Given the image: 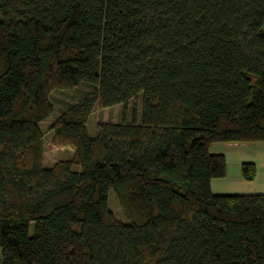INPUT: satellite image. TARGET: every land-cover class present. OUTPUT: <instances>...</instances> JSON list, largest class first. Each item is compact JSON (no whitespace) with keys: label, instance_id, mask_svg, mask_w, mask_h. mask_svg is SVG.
Here are the masks:
<instances>
[{"label":"trees","instance_id":"obj_1","mask_svg":"<svg viewBox=\"0 0 264 264\" xmlns=\"http://www.w3.org/2000/svg\"><path fill=\"white\" fill-rule=\"evenodd\" d=\"M82 83L45 167L50 94ZM220 141L264 142V0H0V264H264V193L211 190Z\"/></svg>","mask_w":264,"mask_h":264},{"label":"rangeland","instance_id":"obj_2","mask_svg":"<svg viewBox=\"0 0 264 264\" xmlns=\"http://www.w3.org/2000/svg\"><path fill=\"white\" fill-rule=\"evenodd\" d=\"M91 91V87L82 83L73 89H56L50 94L51 100L55 106V112L50 114L47 118L39 122V126L44 135V166L51 167L57 161L71 158L74 153L73 145L59 146L53 142L51 126L55 120L56 115L60 114L70 105L77 103L82 97ZM142 97L137 95L131 99L126 106L117 104L110 107L101 108L95 104L92 112L87 118L88 134L92 137L96 136L100 131V125L120 123L122 121H139L141 117ZM248 152L246 154L247 161L260 163V167H264V142H242ZM259 149V150H258ZM261 169V168H260ZM264 177L263 172H261ZM261 175L256 176L255 182L264 181ZM258 189V184L253 185ZM264 191V190H261ZM108 205L117 219L123 223H128L129 219L123 214L117 195L113 188L109 189Z\"/></svg>","mask_w":264,"mask_h":264},{"label":"crops","instance_id":"obj_3","mask_svg":"<svg viewBox=\"0 0 264 264\" xmlns=\"http://www.w3.org/2000/svg\"><path fill=\"white\" fill-rule=\"evenodd\" d=\"M244 143L237 141L213 142L210 146V152L213 154H223L226 159V174L223 177L211 179V190L214 194H260L264 193V181L255 182L254 180H245L242 176L241 165L247 161L248 153L243 146ZM259 150V149H258ZM257 165L256 176L264 174V167ZM261 168V169H260ZM262 177V175H261ZM264 179V177H262ZM258 184V189L253 185Z\"/></svg>","mask_w":264,"mask_h":264}]
</instances>
